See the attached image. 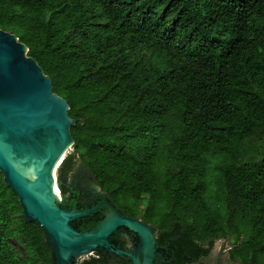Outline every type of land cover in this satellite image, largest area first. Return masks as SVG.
Segmentation results:
<instances>
[{
  "label": "trees",
  "instance_id": "trees-1",
  "mask_svg": "<svg viewBox=\"0 0 264 264\" xmlns=\"http://www.w3.org/2000/svg\"><path fill=\"white\" fill-rule=\"evenodd\" d=\"M0 30L75 120L59 179L80 161L116 210L155 229L169 264L219 239L232 261L264 264V0H0ZM98 210L72 227L94 228ZM0 264H54L1 174Z\"/></svg>",
  "mask_w": 264,
  "mask_h": 264
},
{
  "label": "water",
  "instance_id": "water-1",
  "mask_svg": "<svg viewBox=\"0 0 264 264\" xmlns=\"http://www.w3.org/2000/svg\"><path fill=\"white\" fill-rule=\"evenodd\" d=\"M28 49L11 33L0 30V174L17 196L23 217L40 226L54 264H71L73 258L96 249H110L138 264L154 256L153 229L140 221L114 212L89 230L76 231L71 223L88 216L84 211L62 209L54 185L60 159L73 145L67 102L52 91V83L40 66L27 56ZM60 197H62L60 191ZM125 227L140 237L133 253L112 250L109 236ZM153 256H151V254Z\"/></svg>",
  "mask_w": 264,
  "mask_h": 264
},
{
  "label": "flooded vegetation",
  "instance_id": "flooded-vegetation-1",
  "mask_svg": "<svg viewBox=\"0 0 264 264\" xmlns=\"http://www.w3.org/2000/svg\"><path fill=\"white\" fill-rule=\"evenodd\" d=\"M63 186V185H62ZM97 187V186H95ZM64 189H66V193L63 194L64 196V204H60L62 209H72L74 211L76 207H74L75 202L79 205H88L90 206L89 209L95 208V210L92 212L99 211V208H103L102 211H100V214L104 217L109 212H114L116 214H120L122 216L130 217L129 215L124 214L121 211H118L115 209V207L110 204L107 200V197L105 194H103L101 191L97 192L96 190L89 189L88 191L80 190L78 187H76L75 182H73L69 187L63 186ZM74 188L75 190L79 191V195L75 196L72 194L71 189ZM101 193V194H100ZM135 219V218H133ZM78 220V219H77ZM138 220V219H136ZM146 224V223H145ZM148 227L151 228V225L146 224ZM154 230V256L152 258L151 264H169L171 261L170 258H168L167 252H166V246H159L157 243V237H156V231ZM109 243L111 245L112 250H120L126 253H133L136 251L140 244V237L135 232L125 228L120 227L116 231H114L109 236ZM90 258L83 260L80 262V264H131V259L128 255L125 253L119 254L114 253L110 249H96L92 252V254L89 255ZM207 257V256H206ZM203 258V257H201ZM199 258L198 260H200ZM137 259L144 260V256L141 252L138 253ZM197 260V261H198ZM195 261V262H197ZM54 262V260H53ZM78 259L73 258L71 261V264H77ZM194 262L186 263L191 264Z\"/></svg>",
  "mask_w": 264,
  "mask_h": 264
},
{
  "label": "rangeland",
  "instance_id": "rangeland-1",
  "mask_svg": "<svg viewBox=\"0 0 264 264\" xmlns=\"http://www.w3.org/2000/svg\"><path fill=\"white\" fill-rule=\"evenodd\" d=\"M73 155L72 147L68 149L65 154L62 156L59 162V166L55 172V183H59L60 185L69 187L73 182H75L76 187H78L80 190L88 191L89 189L96 190L99 192V188L95 187L96 184L94 183L91 174L87 169L83 167V165L78 161L77 159H73L71 161V165L69 167V171H67V175H65L62 179H59V170L64 166L65 161ZM251 155L254 157L256 155L255 151L251 152ZM207 165L210 169H214L216 166L214 161H207ZM211 175V173H210ZM62 194V193H61ZM101 194V193H100ZM64 196L62 194V197L59 198V204H64ZM145 206V201H141L138 203L139 210H143ZM110 213V212H109ZM108 214V213H107ZM142 221L141 219H139ZM143 222V221H142ZM150 228V227H148ZM152 228V226H151ZM154 230L153 235L154 236ZM9 243L13 247V249L16 251L17 256L19 259H24L27 256V253L24 249V243L21 238H12L9 240ZM229 242L228 239H219L215 241L213 244V247L207 257H203L197 262L191 263V264H239L235 261H232L229 257ZM139 253V252H138ZM92 254V253H90ZM90 254H85L77 257L78 263L80 264L81 261L86 260L89 257ZM151 256H153L152 253H150ZM138 255V254H137ZM138 260V259H137ZM138 264H145L144 260L139 259Z\"/></svg>",
  "mask_w": 264,
  "mask_h": 264
},
{
  "label": "bare ground",
  "instance_id": "bare-ground-1",
  "mask_svg": "<svg viewBox=\"0 0 264 264\" xmlns=\"http://www.w3.org/2000/svg\"><path fill=\"white\" fill-rule=\"evenodd\" d=\"M53 189H54V192L56 193V196H58V200H59V198H60V190L54 185V187H53Z\"/></svg>",
  "mask_w": 264,
  "mask_h": 264
}]
</instances>
